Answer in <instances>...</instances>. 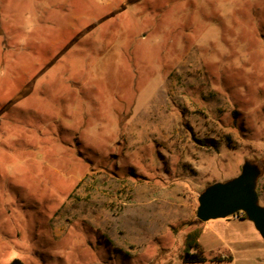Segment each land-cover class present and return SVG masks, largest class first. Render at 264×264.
Returning <instances> with one entry per match:
<instances>
[{
	"label": "rangeland",
	"instance_id": "374dc122",
	"mask_svg": "<svg viewBox=\"0 0 264 264\" xmlns=\"http://www.w3.org/2000/svg\"><path fill=\"white\" fill-rule=\"evenodd\" d=\"M244 160L264 206V0H0V264H264L195 216Z\"/></svg>",
	"mask_w": 264,
	"mask_h": 264
},
{
	"label": "water",
	"instance_id": "95a60500",
	"mask_svg": "<svg viewBox=\"0 0 264 264\" xmlns=\"http://www.w3.org/2000/svg\"><path fill=\"white\" fill-rule=\"evenodd\" d=\"M260 173L257 163L244 160L239 174L207 185L197 197L196 218L207 221L242 212L264 240V206L259 204L256 191Z\"/></svg>",
	"mask_w": 264,
	"mask_h": 264
},
{
	"label": "trees",
	"instance_id": "16d2710c",
	"mask_svg": "<svg viewBox=\"0 0 264 264\" xmlns=\"http://www.w3.org/2000/svg\"><path fill=\"white\" fill-rule=\"evenodd\" d=\"M242 218H245L243 213H242ZM188 246L190 247L191 244H189ZM203 260L204 258L200 256L198 253H189L187 251L184 253V256L182 257V261L184 262H200ZM7 264H25V263L19 258H13Z\"/></svg>",
	"mask_w": 264,
	"mask_h": 264
}]
</instances>
